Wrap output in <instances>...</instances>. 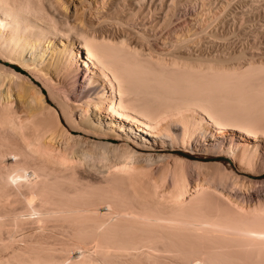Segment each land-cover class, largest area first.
Masks as SVG:
<instances>
[{"label": "bare ground", "instance_id": "obj_1", "mask_svg": "<svg viewBox=\"0 0 264 264\" xmlns=\"http://www.w3.org/2000/svg\"><path fill=\"white\" fill-rule=\"evenodd\" d=\"M68 2L0 0V264H264V191L157 153L264 168V63L176 55L180 1Z\"/></svg>", "mask_w": 264, "mask_h": 264}, {"label": "rangeland", "instance_id": "obj_2", "mask_svg": "<svg viewBox=\"0 0 264 264\" xmlns=\"http://www.w3.org/2000/svg\"><path fill=\"white\" fill-rule=\"evenodd\" d=\"M65 1L67 2L69 1L68 3L69 5L70 4L72 5L70 6L72 7L73 11H74L73 6H74L77 10H81V11L85 10L84 12H89L87 13L88 15L87 18L92 17L90 16V12L94 13L95 12L94 9L99 7L98 3H95L94 0H65ZM176 1L178 2L180 1L179 3H182V6L177 2L175 4L177 6L173 5L176 9L174 10L177 13H179V15L177 14L178 18L177 17L173 18V25L175 23H177V25L175 24L174 27L172 26V29H174V31H177V33H183L185 37L187 36L186 39H189L188 41H191L190 39H192L193 41V44L192 41L191 43L188 42L187 44V46L189 45L188 47L185 44L184 48L187 47V49L185 50L184 48L183 50L181 49L183 54L180 53L179 50L176 52V55H181L186 58H190L191 56L193 58V57H197L199 54L200 58H202L203 60H207L208 57H209L208 60L216 59L222 62H226L228 60L227 62L231 65L232 64L236 65L237 62H240L242 64L253 63L257 65L264 63V0H176ZM178 6L180 8H176ZM178 19L181 24L179 23ZM178 27L182 28L180 29L181 31L178 29ZM173 32L170 33V38L172 39L174 38ZM193 39H197V40H193ZM196 43L197 45H194ZM30 54L31 52L28 53L27 58L30 57L29 56ZM0 63L4 65L3 62L0 61ZM87 136L90 138L99 137L92 132L90 134H87ZM102 139L104 141H108L111 143L112 142L123 143V141L108 136L107 137L103 136ZM128 144L134 150L140 153H146L149 151L137 146L132 142H129ZM159 150H161L157 152L159 154H167V155L170 154L173 156H178L186 160L187 162L191 161V163L193 162H200L203 164L218 163L220 164V167L222 169L226 170V172H231L233 175L235 176L237 175V177L240 179L246 178L254 181V184H250V185L246 184L245 186L243 185L242 181H241L242 185H240L239 184L240 182H238L237 185L242 186L241 187L242 192L246 193L245 191H258V192L264 191V168H255L253 170H248L242 165H238L232 162L230 158L223 155L221 152L213 153L208 151H196V150L187 151L186 149L178 148V147L174 148L173 150L171 148H165ZM168 161L170 164L173 163V160H168ZM202 170L205 172V174L211 175L216 170H218V168L209 167L207 169H202ZM243 187L245 188L243 189ZM38 235L39 234L35 233L34 235L31 236V238L35 236V240H33L34 239L33 237L32 239L29 238L26 241L30 240L28 243H30L32 240H33L32 243L40 241L42 239V236L41 235L38 236ZM36 237L38 239H36ZM39 237H41V239ZM20 243L23 244V242ZM20 243L19 244L17 243V245H14L13 247L11 246L12 248L10 247L9 250H5L4 252H2L0 254V259L10 258L11 256H13L15 252L17 253V251L25 252L26 246L24 245L25 246L24 248V246ZM32 243H30L29 245H32ZM131 262H132V257L128 258L125 256L119 258H110L108 260L106 259L107 264H112V263L132 264Z\"/></svg>", "mask_w": 264, "mask_h": 264}, {"label": "trees", "instance_id": "obj_3", "mask_svg": "<svg viewBox=\"0 0 264 264\" xmlns=\"http://www.w3.org/2000/svg\"><path fill=\"white\" fill-rule=\"evenodd\" d=\"M5 66L15 70L16 72L18 73H21V74H26L21 68L18 67V65H11V64H8V63H3Z\"/></svg>", "mask_w": 264, "mask_h": 264}, {"label": "water", "instance_id": "obj_4", "mask_svg": "<svg viewBox=\"0 0 264 264\" xmlns=\"http://www.w3.org/2000/svg\"><path fill=\"white\" fill-rule=\"evenodd\" d=\"M19 67V66H18ZM20 68V67H19Z\"/></svg>", "mask_w": 264, "mask_h": 264}]
</instances>
